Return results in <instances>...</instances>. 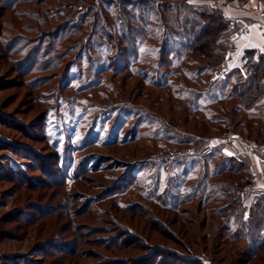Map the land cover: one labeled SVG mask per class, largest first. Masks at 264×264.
Wrapping results in <instances>:
<instances>
[{
	"label": "rangeland",
	"instance_id": "obj_1",
	"mask_svg": "<svg viewBox=\"0 0 264 264\" xmlns=\"http://www.w3.org/2000/svg\"><path fill=\"white\" fill-rule=\"evenodd\" d=\"M91 1L25 0L9 10L0 0V264H264V252L254 257L252 244L234 237L237 227L199 200L178 213L151 199L159 183L170 186L167 177L184 169L187 184L195 185L200 157L210 172L214 162L231 156H255L264 165V153L250 146L264 147L257 124H250L249 136L246 122L233 126L244 112L232 115L226 106L233 102L218 103L234 78L226 67L203 69L197 79L183 78L194 93L182 82L158 88L131 68L120 72L124 62L100 72L105 58L92 46L47 68L40 39L72 15L89 23L102 3L90 10ZM127 1L147 0H117L114 7L131 11ZM159 1L178 6L185 0ZM187 1L225 13L250 0ZM258 1L263 14L264 0ZM231 27L227 58L237 49L231 36L243 29L233 19ZM174 39L175 51L180 42ZM190 57L194 72L208 61ZM174 71L167 73L172 82ZM191 94L198 98L189 104ZM227 122L232 130L221 131ZM179 130L192 143L174 157L177 146L164 137ZM163 159L173 164L159 175L155 165ZM255 179L244 193L248 208L264 192Z\"/></svg>",
	"mask_w": 264,
	"mask_h": 264
},
{
	"label": "trees",
	"instance_id": "obj_2",
	"mask_svg": "<svg viewBox=\"0 0 264 264\" xmlns=\"http://www.w3.org/2000/svg\"><path fill=\"white\" fill-rule=\"evenodd\" d=\"M6 1L8 0H1V3L3 2L9 10H14L15 5L25 0H16L15 3L11 1L14 4L8 5ZM98 1L102 3H98L97 15L90 17L89 23L86 24L82 16L72 15L70 21H59L57 28L40 39V48L44 49L49 60L47 68L57 69L60 60L69 56L71 52L73 54L78 47L83 51L92 46L100 48L99 55L105 58L100 63V72L110 70L112 63L124 62L120 72L131 68L141 77L145 75L148 84H156L158 88H167L182 82L183 90L189 93L192 91L194 93L195 90L188 87L187 81L183 78L197 79L203 75V69L212 73H220L225 69L227 38L234 28L231 27L232 19L220 8L206 3H190L187 0L182 1L178 6L172 1H127L125 3L131 6V11L128 12L114 7V1L117 0H95L87 6L90 10L95 9ZM103 1H106V4ZM85 29L88 31L85 32ZM172 38L180 42V46L175 51ZM93 39L94 43H92ZM145 45L146 50L141 51ZM191 54H201L208 60L197 72L190 68V65L196 62L190 57ZM143 57L147 58L144 63ZM136 63L138 64L135 65ZM138 67L143 68L138 69ZM170 68L178 73V77L173 82L169 78L172 73L167 75ZM163 70L167 75L164 78L161 77ZM145 71L146 73H143ZM227 72L234 78L232 87L226 96L218 100V103L233 102L232 106H226V111L231 112L232 115L243 111L246 115L239 119L240 122L235 121L233 126L246 122L245 130L250 136L253 133L250 124H257L256 137L264 140L262 106L264 105V52L258 53L256 49H247L243 66ZM152 77L159 79L154 82ZM210 91L211 89H208L207 93ZM192 97L194 96L191 94L188 98L189 104L198 98ZM178 98H181L180 95ZM221 129V131L232 130L228 122ZM175 133L179 136L164 138L167 143L177 146L178 153L174 157H178V154L182 156V148L192 142L183 139L185 137L183 131L179 130ZM171 161L163 159L161 163L155 165L158 167L157 173L162 175L161 171L165 172L166 167L173 164ZM213 165V170L210 172L206 159L200 157L194 165L198 166V179L195 185L187 184L188 179L184 169L175 177H167L171 181L170 186L162 187L159 183L151 199L161 209L178 213H182L179 206L199 200L202 206L207 207L222 222L237 227L233 232L234 237L249 241L252 244L253 255L256 257L264 252V192L248 208L244 203V193L246 186L252 184L254 179L250 164L236 156H231L218 160Z\"/></svg>",
	"mask_w": 264,
	"mask_h": 264
},
{
	"label": "crops",
	"instance_id": "obj_3",
	"mask_svg": "<svg viewBox=\"0 0 264 264\" xmlns=\"http://www.w3.org/2000/svg\"><path fill=\"white\" fill-rule=\"evenodd\" d=\"M193 2H198L194 0ZM258 0H250L245 7H226V15L242 24V30L231 36L237 49L230 53L226 60L227 70L242 67L244 54L247 49H256L258 53L264 52V12ZM242 160L250 164L255 174V187H264V165L255 156H243ZM264 161V160H263ZM264 163V162H263Z\"/></svg>",
	"mask_w": 264,
	"mask_h": 264
},
{
	"label": "built area",
	"instance_id": "obj_4",
	"mask_svg": "<svg viewBox=\"0 0 264 264\" xmlns=\"http://www.w3.org/2000/svg\"><path fill=\"white\" fill-rule=\"evenodd\" d=\"M264 80V79H263ZM251 147H252V149L254 148V149H260V151L262 152V153H264V147H259V146H255V145H250Z\"/></svg>",
	"mask_w": 264,
	"mask_h": 264
}]
</instances>
